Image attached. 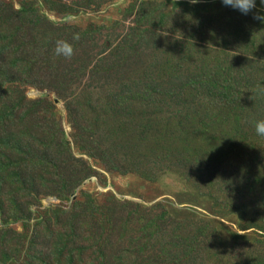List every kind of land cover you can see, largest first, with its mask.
Returning a JSON list of instances; mask_svg holds the SVG:
<instances>
[{
  "label": "rangeland",
  "instance_id": "1",
  "mask_svg": "<svg viewBox=\"0 0 264 264\" xmlns=\"http://www.w3.org/2000/svg\"><path fill=\"white\" fill-rule=\"evenodd\" d=\"M20 1L24 0H0V47L13 34L16 20L7 19L9 13L20 6ZM33 1L41 2L39 9L54 31L56 27L65 25L72 27L74 34L84 32L83 51L78 50L80 57L71 62L75 51L71 59L56 56L54 41L51 47L44 50L48 52L46 60L41 53L34 57L32 74L39 75L35 77L38 81L45 78L48 87L30 85L26 87L25 94L31 100L45 97L43 104L47 108L40 102L37 106L40 124H36L27 111L28 114L20 119L14 114L8 118L25 122L30 117L29 125L0 130V264H152L156 257L154 253L160 251L169 255L172 264H249V261L255 264L261 260L264 255V231L258 225L264 227L262 215L253 219L255 212L252 208H247L250 213L247 214L239 205L234 207L235 199L219 190L221 183L223 185L222 176L214 173L228 169L230 160L224 155L227 149L237 147L236 152L241 155L245 150L249 153L255 149L264 150V137L258 136L254 128L256 120L264 119V109L256 118L238 122L233 130L231 128V134L217 140L223 148L216 152V159L213 157L200 166L192 162L185 169L171 157L186 161L191 155L190 141L182 143L180 150L172 149V136L165 142L149 134L140 140L134 126L130 127L132 133L128 135L122 123L108 119L98 133L102 138L96 136L90 141L88 128L95 120L96 112L105 106L106 98L110 96L113 99L117 93L127 92V87H118L124 81L122 77L126 68L113 70L110 90L105 88L109 78L107 66L106 72H100L101 64L104 65L105 59L109 61L113 54L115 60L112 62L117 64L116 51L118 59L122 54L131 56L135 39L128 30L142 27L145 23L144 1L148 0ZM149 1L156 10L163 9V0ZM183 1H187L185 3L189 6H198L199 2H203ZM257 2L260 4L256 7L264 11L261 0ZM49 6L54 7V13L49 11ZM57 8L62 9L66 16L59 14ZM169 10L166 20L173 14L174 8ZM222 10L228 13L239 11L224 4ZM246 22L249 26L257 25L251 20ZM176 27L183 30L181 23H177ZM237 36L238 32L228 35L227 42L217 39L216 35L212 39L203 36V41L194 49L187 47V50L206 52L211 46L213 52L206 55L208 66L213 71L226 73L235 63L243 67L251 61L246 58L247 43ZM31 40L39 46L42 38L35 34ZM69 41L74 42L73 38ZM121 47L129 49L126 52ZM25 48L29 52L32 49L29 45ZM216 55H219L222 65L216 62ZM177 60L178 56L173 53L170 63ZM2 67L0 63V81L7 76ZM95 70L103 78L98 79L93 90L88 78ZM61 73L70 76L74 82L66 78L71 83L69 86ZM179 78L188 80L189 75L183 73ZM241 79L243 77L238 80ZM125 82L127 84L128 80ZM159 82L163 96L165 87H175L177 83L168 79L165 84L162 79ZM257 83L263 82L259 80ZM53 85L60 88L61 97L57 89L49 88ZM260 92L259 103L264 98L261 89ZM137 95L132 100H125L127 106L122 107V112L127 109L135 111V117L139 119L141 115L136 110L142 103L133 101ZM55 99L58 100L55 102ZM48 101L55 105L49 106ZM170 107L174 111L180 108ZM64 139L69 140V146L64 144ZM109 144L114 146L115 153ZM164 157L166 159H162ZM263 166L252 174L261 171L264 177ZM199 175L211 176L217 199L221 198L235 209L229 220L211 213L216 203L214 199L209 200L210 192L191 188L194 178ZM234 184L233 179V187ZM89 196L98 199L99 203L105 200L107 207L118 208L116 223L114 216H110L111 221L107 216V223L104 222L87 204ZM188 198L194 200L187 203ZM77 216L84 218V223L75 219ZM205 219L206 229L203 236H199L196 228ZM151 220L159 222L162 228L153 226ZM126 222L130 224H124ZM196 242L197 245L192 246L191 243Z\"/></svg>",
  "mask_w": 264,
  "mask_h": 264
},
{
  "label": "trees",
  "instance_id": "2",
  "mask_svg": "<svg viewBox=\"0 0 264 264\" xmlns=\"http://www.w3.org/2000/svg\"><path fill=\"white\" fill-rule=\"evenodd\" d=\"M201 1L203 2H199L198 6H189L185 3L187 1L183 0H163L164 6L161 11L156 10L149 0L144 1L145 23L142 27L128 30L131 37L135 39L131 56L125 54L127 56L125 57L122 54L118 59L116 51L117 64L112 62L115 60V54L109 61L105 59L104 65L101 64L102 68L99 71L106 72L105 67L107 66L109 74L105 88L112 87L114 76L111 73L116 68H126V72L130 73L132 77H129L125 72L124 78L122 77L124 81L118 87H127V92L121 91L113 99L108 96L104 101L105 106L96 112V118L88 128L90 141L96 136L102 138L98 133L101 131V127L107 123V119L117 124L122 123L128 135L132 133L130 127L134 126L139 132L140 140L148 137L149 134L151 137L158 136L165 142L169 136H172V149L180 150L182 143L190 141L191 155H188L186 161L179 157H171L185 169L192 162H197L200 166L209 162L213 157L216 159V152L223 148L222 143L217 140H223L227 134H231V128L233 130L238 122L250 121L261 114V109H264V98L261 103L257 102V99L262 95L260 89L264 93V71H261L264 70V20L254 18V16H264V11L255 7L246 15L240 11L228 13L222 10V0ZM39 3L41 2L33 0H24L22 3L20 1V6L15 7L7 19V21L16 20V25L13 34L0 47V63L3 65L2 69L7 73L6 79L0 81V130L29 125L31 116L36 124H40L37 106L38 102L42 104L45 102V97L41 96L37 100H31L25 94L26 87L30 85L41 88L48 87L45 78L38 81L35 80V77L39 75L32 74V67L35 66L34 57L41 53L46 60L48 52L44 51L45 48L51 47L57 40H67L73 45L76 55L71 62L75 58H79L83 51L82 36L85 33L79 32V40L70 42L69 40L73 38L74 34L72 27L61 25L54 31L50 27L52 25L44 20L45 15L39 9ZM255 4L260 3L255 0ZM171 8H174V12L166 20ZM49 11L54 13V7L49 6ZM57 11L66 16L62 9L57 8ZM5 16L4 13L3 17ZM170 19L173 20L172 23H170ZM249 20L257 22V25L251 23L252 26H249L246 22ZM177 23L182 24L183 30H178ZM47 28L49 29L46 30ZM236 32H238L237 37L243 38L247 43L246 58L251 60L243 67L235 63L229 72L213 71L208 66L209 59L206 58V55L209 56L213 52L211 46H208L206 52L199 49L187 50V47L194 49L198 43L203 41V36L212 39L216 35L217 39L227 42L229 41L228 35ZM35 34L41 35L42 40L39 46L31 40ZM26 45L32 48L30 52L26 50ZM120 49L127 52L129 48L121 47ZM78 50L81 53L78 54ZM173 53L178 56V60L170 63ZM109 62L113 64L108 65ZM216 62L222 65L219 55H216ZM99 71L95 70L93 75L88 78L93 90H95L98 79L103 78L101 74L99 75ZM183 73L189 75L188 80L179 78ZM61 76L69 83V86L71 83L66 78L74 82L70 76L66 77L65 73H61ZM242 77L243 79L238 80ZM126 79L128 80L127 84ZM159 79H162L163 84L167 79L169 82L177 83L175 87H165L163 96ZM258 79L263 83H257ZM259 84L261 86L258 87ZM49 88L55 91L57 89L54 85ZM57 93L59 97L62 96L60 88L57 89ZM136 94L138 95L133 101L139 100L142 103L140 109L136 110L141 115L139 119L135 117V111L127 109L122 112V107L127 106L125 100H132ZM123 96L126 98H120ZM48 103L49 106L55 105L51 101ZM118 105H120L119 108H117ZM170 106L180 107L179 111H174ZM45 107L47 108L46 105ZM134 107L136 109V106ZM109 110H113V112H109ZM256 110L258 112L253 113ZM27 111L30 117L25 122L8 118L13 114L16 115V118H21L28 114ZM101 114L103 115L101 116ZM134 121H137V124H134ZM189 121H191V125H188ZM232 121H234L233 124ZM142 134H144L143 137ZM140 143L142 142L140 141ZM64 144L69 146V140L64 139ZM109 145L114 152V146ZM236 149L237 147L230 148L224 152V155L230 160L228 169H221L214 173V175L222 176L221 180L223 179V185L221 183L219 190H223L225 194L235 199L234 207L239 205V208L242 211H247V214H250L247 210L250 207L255 212L253 219L256 215L261 214L264 220V177L261 171L252 174L255 169L263 166L264 155L260 154L264 153V150L255 149L252 153L245 150L241 155L236 152ZM109 153L111 152L109 151ZM162 159H166V157ZM125 168L127 169V167ZM207 176L195 177L194 185H191V188L194 190L202 188L206 193L210 192L209 200L214 199L216 203L215 209L211 210V213L229 220L235 209L231 205L225 204L221 198L217 199L218 195L214 183L211 181L212 177ZM233 179L236 182L234 187ZM22 187L24 188V185ZM192 196L196 199L195 195ZM193 198H188L187 203L192 202ZM86 200L91 209H95L97 215L104 219V222H106L107 216L109 220L110 216H114L113 219L116 223L118 208L107 207L105 200L99 203L98 199L91 198V196ZM75 219L82 220L84 223V218L82 219L81 216H77ZM151 221L153 226L162 228L156 220ZM205 221L206 219L201 221L196 228L199 236L204 234ZM165 225L167 228L169 227L166 223ZM247 228H253V226ZM258 228L264 231V227L258 225ZM221 240L224 242V238ZM194 243L191 244L195 247L197 242ZM154 254L156 257L153 258L152 264H172L169 262L168 254L161 251ZM249 264L253 263L249 261ZM255 264H264V255Z\"/></svg>",
  "mask_w": 264,
  "mask_h": 264
},
{
  "label": "clouds",
  "instance_id": "3",
  "mask_svg": "<svg viewBox=\"0 0 264 264\" xmlns=\"http://www.w3.org/2000/svg\"><path fill=\"white\" fill-rule=\"evenodd\" d=\"M191 3H197L198 0H190ZM225 6H230L239 10L242 14H248L255 7V0H222ZM261 4L264 5V0H261ZM264 20V16H254ZM79 34L73 35V40H79ZM54 54L56 56H63L65 59H71L74 54V48L67 40H57L55 42ZM254 128L258 136L264 137V119L256 120L254 122Z\"/></svg>",
  "mask_w": 264,
  "mask_h": 264
},
{
  "label": "water",
  "instance_id": "4",
  "mask_svg": "<svg viewBox=\"0 0 264 264\" xmlns=\"http://www.w3.org/2000/svg\"><path fill=\"white\" fill-rule=\"evenodd\" d=\"M58 99H55V101H57Z\"/></svg>",
  "mask_w": 264,
  "mask_h": 264
}]
</instances>
